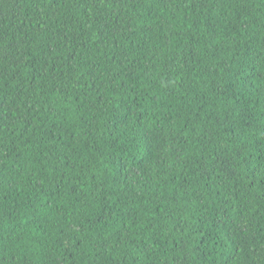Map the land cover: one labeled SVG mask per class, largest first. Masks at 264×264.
Returning a JSON list of instances; mask_svg holds the SVG:
<instances>
[{
    "label": "trees",
    "instance_id": "trees-1",
    "mask_svg": "<svg viewBox=\"0 0 264 264\" xmlns=\"http://www.w3.org/2000/svg\"><path fill=\"white\" fill-rule=\"evenodd\" d=\"M0 264H264V0H0Z\"/></svg>",
    "mask_w": 264,
    "mask_h": 264
}]
</instances>
